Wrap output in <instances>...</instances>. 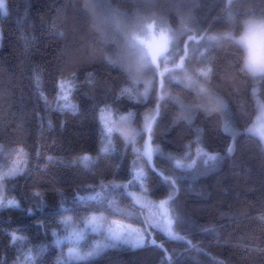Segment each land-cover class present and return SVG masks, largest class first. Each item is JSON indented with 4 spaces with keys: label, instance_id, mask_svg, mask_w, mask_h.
<instances>
[{
    "label": "trees",
    "instance_id": "obj_1",
    "mask_svg": "<svg viewBox=\"0 0 264 264\" xmlns=\"http://www.w3.org/2000/svg\"><path fill=\"white\" fill-rule=\"evenodd\" d=\"M112 2L129 16L144 7L142 0ZM247 3L254 11L264 12V0ZM6 8L8 15L0 16V170L12 166V150L17 148L27 153V164L0 190L4 203L12 199L20 205L0 209V264H31L23 258L30 251L35 255L41 247L44 250L35 264H56L69 243L57 246L55 239L62 238L69 225H82L84 217L94 211L98 214L76 197L90 194L84 190L101 181L127 182L137 160L132 146L118 133L113 137L115 153H100V110L110 108L114 119L131 111L135 114L133 127L143 129L144 116L158 102V93L151 92L146 101L120 95L123 88L133 87L132 82L122 68L107 63L98 51L79 0H6ZM169 8V0H159L156 5L157 11L166 12L170 26L179 28V17L175 11H167ZM223 8L220 0H196L192 15L212 34L232 32V37L201 48L200 54L212 59L215 76L211 88L227 104L228 118L241 134L235 140L227 135L223 131L226 117L218 112L208 115L198 110L189 124L177 119V105L161 101V116L153 126L154 147L165 156L187 155V163L197 159L199 139V146L224 159L214 169L206 171L200 166V174H185L177 181L176 208L185 240H168L150 228L151 209H144L143 214L137 211L131 219L105 212L109 220L142 228L146 240L155 244L113 251L90 264H264V143L246 132L257 116L258 102H264V77L240 72L242 45L235 40L240 29L225 22ZM59 32L64 33L62 38ZM195 55L193 63H197ZM34 70L39 71V83ZM61 81L68 82V97L78 108L75 114L57 109L58 97L63 95ZM136 87L143 92L142 83ZM167 90L187 101L195 96L181 84L173 83ZM144 139L138 138L136 147H142ZM230 145L235 149L232 155H228ZM84 154L94 158L88 168L73 163ZM137 162L147 173L148 187L158 189L151 199L165 198L168 186L161 170L164 174L178 172L176 161L154 156L152 165L143 158ZM116 196L121 207H131L129 199ZM69 218L72 223H62ZM204 228L211 231H201ZM14 232L20 239L11 240ZM188 240L201 251L190 247Z\"/></svg>",
    "mask_w": 264,
    "mask_h": 264
},
{
    "label": "snow or ice",
    "instance_id": "obj_2",
    "mask_svg": "<svg viewBox=\"0 0 264 264\" xmlns=\"http://www.w3.org/2000/svg\"><path fill=\"white\" fill-rule=\"evenodd\" d=\"M144 7L129 16L124 13L125 21L120 20V13L111 7L110 0H97L101 5V14L106 22L114 25L116 31L120 32L126 48V54L116 61L110 63H119L121 68L128 74L133 87H125L120 95H127L129 98L146 101L151 92L158 93L157 100L150 114L144 116L143 129L133 127L135 114L129 111L126 115H119L118 119L113 118L110 108L100 110L99 123L101 125L102 147L100 153L113 154L116 151L114 145V133L122 136L128 144L132 146V151L137 156L133 161V170L127 178V182L101 181L95 187L89 186L84 191L90 193L87 195H78L76 199L84 206L98 210L83 218V228L74 227L65 237H57L54 243L59 246L65 240L71 245L68 249L67 257L62 258L56 264H71V262H86L90 264L113 251H119L123 248L142 249L151 247L155 244L154 240L147 239L145 231L132 227L122 220H109L105 212L116 216H122L124 219H131L137 211L143 214L144 209H151L148 226L166 236L168 240H185L182 234V217L176 208V195L179 189L176 187L177 181L185 174H200V166L207 170L216 168L224 157L220 154H213L202 146L196 150L197 159L191 162H185L189 159L186 155L182 158L165 154L158 146H153V126L161 116V101L173 103L179 108L177 119H183L191 124L196 111L218 112L225 118L223 131L235 140L241 133L235 122L231 120L228 113L227 104L211 88V82L215 76V67L212 59L200 54L201 48L210 47V42L218 41L219 34L210 33V29L199 26L192 15V5L196 0H169L170 8L167 11H175L179 17V28L173 29L167 18L165 11H157L156 5L159 0H142ZM224 4L222 12L225 22L239 28L240 13L238 5L248 2V0H220ZM251 11V10H250ZM247 13H245L246 15ZM6 0H0V16H7ZM64 33L59 32L58 36L63 37ZM224 35L232 36V32ZM186 37V40H181ZM188 42H191L189 44ZM247 49L246 67L250 71L264 72V26L249 22L241 41ZM181 44L183 47L181 48ZM197 63H193V59ZM240 72L244 73L240 66ZM35 71V80L39 83V71ZM246 74V73H245ZM247 75V74H246ZM264 77V75L251 76ZM91 83V80L89 81ZM67 81H61L59 84L62 96L58 97L57 109L61 112H72L75 114L78 108L73 104L67 94L65 85ZM144 85L143 92H140L137 85ZM181 84L184 88L191 90L195 94L193 101H187L183 96L172 94L167 89L173 84ZM63 100V103H59ZM251 137H258L264 141V104L259 107L257 120L246 129ZM146 136V139H144ZM144 139L142 147H136L137 139ZM234 145L228 148V155H232ZM15 156V162L6 171L0 170V190L5 187L8 180L20 175L27 164V153L22 148L12 150ZM154 156L164 157L170 162L175 160L174 168L179 170L173 174H164L163 183L168 186V193L165 198L158 201L151 199L158 189L148 187L147 173L143 165L138 164V160H143L152 165ZM51 159V158H49ZM199 162V163H198ZM73 163H80L85 168L94 163V158L89 154L78 157ZM175 176V178H173ZM142 189L139 193L135 188ZM116 194L130 200L131 207L123 208L117 199ZM39 196V193H36ZM19 208L20 205L15 200L3 202L0 197V209ZM63 207V205H61ZM31 214V210H29ZM64 224L72 223V218L62 221ZM201 231L208 232L211 229L204 228ZM91 232L98 234L102 242L98 241L91 245L87 251L80 250V241L85 240L87 234ZM54 237L57 236L53 232ZM11 240L20 239L16 233L11 234ZM188 245L195 248L198 252L201 249L187 241ZM43 247L37 249L35 255L31 251L26 256L27 261L35 264V260L43 252ZM219 264H224L220 261Z\"/></svg>",
    "mask_w": 264,
    "mask_h": 264
},
{
    "label": "clouds",
    "instance_id": "obj_3",
    "mask_svg": "<svg viewBox=\"0 0 264 264\" xmlns=\"http://www.w3.org/2000/svg\"><path fill=\"white\" fill-rule=\"evenodd\" d=\"M111 7L116 9L121 15L120 20L123 23L125 21L124 11L110 0ZM80 9L86 14L88 22V31L92 35L98 51L103 56L105 61L110 65L118 66L121 68L119 63L113 64L110 61H116L121 56L126 54V48L120 32L116 31L113 24L106 22L104 16L101 14V5L97 3V0H79ZM240 15L239 20V36L235 37L238 44L242 45L240 53V65L244 69V73L249 76L264 75L261 71H250L245 64L247 59V49L241 42L244 32L249 22H254L257 25L264 26V12H256L246 2L238 5ZM251 10V11H250ZM245 13H247L245 15ZM230 32L229 30H223L219 34V39L230 38L232 36L224 35ZM213 90V89H212ZM214 91V90H213ZM191 102V101H189ZM206 114L212 115V112Z\"/></svg>",
    "mask_w": 264,
    "mask_h": 264
},
{
    "label": "rangeland",
    "instance_id": "obj_4",
    "mask_svg": "<svg viewBox=\"0 0 264 264\" xmlns=\"http://www.w3.org/2000/svg\"><path fill=\"white\" fill-rule=\"evenodd\" d=\"M1 37H2V34H1V30H0V44H1ZM254 93H257V90H256V89L254 90ZM262 104H264V102H262V101H259V102H258V107H257V108H258V112H257V116H256V118H255L254 121L257 120V117H258V115H259V107H260V105H262ZM263 143H264V141H263ZM124 223H125V222H124ZM126 224H128V223H126ZM130 225H131L132 227H134V228H137V229L142 230V228H140V227H138V226H135V225H132V224H130ZM74 227L83 228V224H82V225H79V226H76V225H69L67 231H66L61 237L63 238V237H65V236H67V235L73 230ZM97 236H98V237H97ZM65 241H66V240H65ZM98 241L102 242V238H101L98 234H93V233L89 232V233L87 234L85 240L80 241V250H81L82 252H83V251H87L91 245H94V244L97 243ZM66 242H67V241H66ZM70 247H71V245L69 244L68 249H69ZM67 253H68V250L66 251V254L63 255L62 257H60L58 260H60V259H62V258H66V257H67ZM73 262H75V261H73ZM21 264H23V263H21Z\"/></svg>",
    "mask_w": 264,
    "mask_h": 264
}]
</instances>
